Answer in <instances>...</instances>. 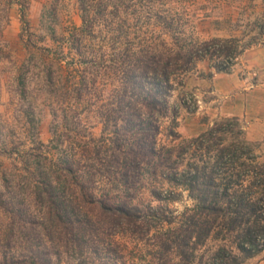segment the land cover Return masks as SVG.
Returning a JSON list of instances; mask_svg holds the SVG:
<instances>
[{
    "label": "trees",
    "instance_id": "obj_1",
    "mask_svg": "<svg viewBox=\"0 0 264 264\" xmlns=\"http://www.w3.org/2000/svg\"><path fill=\"white\" fill-rule=\"evenodd\" d=\"M15 2L0 0V29ZM239 2L261 9L241 19V38H188L193 12ZM79 3L83 24L68 38L76 57L66 61L65 38L45 49L51 140H41L31 110L28 142L0 136L9 161L0 168V264H245L262 253L264 161L240 119L186 140L174 125L178 145L160 135L177 119L176 87L200 62L231 73L264 46V0ZM184 192L193 206L179 212L171 203Z\"/></svg>",
    "mask_w": 264,
    "mask_h": 264
},
{
    "label": "rangeland",
    "instance_id": "obj_2",
    "mask_svg": "<svg viewBox=\"0 0 264 264\" xmlns=\"http://www.w3.org/2000/svg\"><path fill=\"white\" fill-rule=\"evenodd\" d=\"M17 1L9 8L8 19L0 29V136L11 134L28 142L31 135L24 125L27 111L31 110L33 117L40 121L41 140L49 143L54 100L47 79L52 61L51 56H46L45 49H58L59 42L65 38L66 61L76 57L68 38L83 24L80 3L79 0ZM247 4H223L215 11L193 12L195 16L187 27L188 38L200 41L241 38L244 31L241 19L244 22L253 20L261 10ZM263 59L264 47H253L238 59L231 73H217L214 61L200 62L197 69L184 77L171 97L177 119L170 115L163 121L161 144L180 143V140L173 142L169 135L174 125L181 139L186 140L198 136L218 120L238 117L245 127L246 138L258 145L264 161V109L258 105L264 101V72L255 67ZM236 96L240 99L238 102ZM248 96L253 108L249 109V114L235 116L240 112L236 105ZM192 97L197 102L196 110L195 105L188 102ZM183 101L187 102L186 106ZM90 121L92 132L99 136L102 124L96 117ZM8 164L6 158L0 157V168ZM181 194L177 202L171 203V208L179 212L193 206L188 193ZM145 198L151 199L147 194ZM245 264H264V251Z\"/></svg>",
    "mask_w": 264,
    "mask_h": 264
},
{
    "label": "crops",
    "instance_id": "obj_3",
    "mask_svg": "<svg viewBox=\"0 0 264 264\" xmlns=\"http://www.w3.org/2000/svg\"><path fill=\"white\" fill-rule=\"evenodd\" d=\"M259 47H264V46H259ZM247 51H249V50H247ZM247 51H246V52H247ZM255 67H258L260 70H262V71L264 72V59L261 60V61L258 63V66L255 65ZM229 76H231V75H229ZM263 82H264V79H263ZM235 86H238V83H236ZM262 89H264V88H262ZM219 92H220V91H219ZM221 92H222V91H221ZM259 92H260V91H259ZM263 92H264V90H263ZM258 94H260V93H258ZM238 96H239V95H238ZM238 96H236V98H237V102L240 100ZM261 96H262V94H261ZM263 96H264V95H263ZM249 100H250V99H249V96H248L247 99L243 98V102H241V103H239V104L236 105L237 108L239 107L240 112H236V113H235V116H240V115L247 114V113L249 114V109H250L251 107L253 108V103L251 102V100H250V101H249ZM258 105H259L261 108L264 109V101H263V102H260ZM258 120H260V119L258 118Z\"/></svg>",
    "mask_w": 264,
    "mask_h": 264
}]
</instances>
